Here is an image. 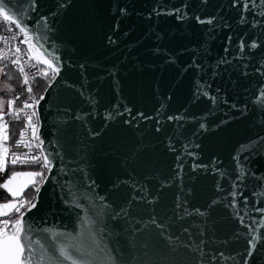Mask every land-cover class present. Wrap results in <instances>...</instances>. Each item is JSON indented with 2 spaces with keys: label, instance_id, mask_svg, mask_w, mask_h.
Here are the masks:
<instances>
[{
  "label": "water",
  "instance_id": "1",
  "mask_svg": "<svg viewBox=\"0 0 264 264\" xmlns=\"http://www.w3.org/2000/svg\"><path fill=\"white\" fill-rule=\"evenodd\" d=\"M36 3L35 11L30 0H11L9 7L24 11L23 23L31 30L34 43L44 44L48 52L60 57L61 72L37 106L39 135L46 152L63 153L66 163L75 156L79 141L87 145L78 158L82 171L75 174L77 193L87 191L86 185L95 181L93 195L106 197L118 209L132 191L121 182L134 177L147 185L151 195L160 192V203L155 206L158 214L173 216L171 210L182 182V199L187 200L188 209L199 208L207 215L203 222L195 216L183 221L173 218L172 231L178 234L196 220L197 227L192 231L204 233L205 260L212 255L219 260L218 254L223 252L243 264L248 226L264 232L259 223L251 224L253 218L259 221L264 215L255 211L264 208V146L259 142L264 138V103L260 102V90L264 88V16L260 15L258 0L251 11L243 13L239 6H232L233 0H208L206 4L202 0H70L62 11L57 7L58 0ZM177 15L184 19H177ZM242 15L244 23L240 22ZM45 16L48 28L41 19ZM197 16L219 19L214 25H201ZM225 23L230 27L225 28ZM213 27L215 31L210 32ZM36 36L41 39L36 41ZM241 41L246 42L243 56L238 51ZM252 42L257 43L256 49L247 47ZM225 57L230 63L218 67ZM258 68L261 71H256ZM198 83L210 85V96H218L219 102L214 105L210 96L194 102ZM90 98H94L91 103ZM125 107L131 109V115L105 120L109 112H123ZM137 113L152 119L138 117ZM76 115L83 116L84 121L72 119ZM168 116L184 119L168 121ZM201 123L207 130L200 128ZM89 129L100 135L91 139ZM237 156L244 167L242 179H237ZM54 164L47 183L41 186L36 208L24 217L25 229L31 224L32 239L42 243L53 241L54 233L77 236L83 230L85 209L72 203L67 187L61 188L69 177L60 173L59 160ZM178 164L182 165L179 178ZM194 165L209 167L193 171ZM220 172L227 176L221 177ZM165 180L172 186L161 190L160 183ZM233 183L237 185L236 203L245 216L244 224L234 215L237 209L226 206L232 200ZM0 189L10 202V194ZM214 199L221 203L209 208ZM80 203L86 205V200ZM109 224H114L116 235L105 240L123 245L120 222ZM44 229L49 231L44 233ZM237 232L241 234L239 239L234 235ZM40 254L36 246V256ZM180 257L189 264L194 259L183 250ZM236 261L226 259L225 264ZM249 261L264 264V243L257 242Z\"/></svg>",
  "mask_w": 264,
  "mask_h": 264
},
{
  "label": "snow or ice",
  "instance_id": "2",
  "mask_svg": "<svg viewBox=\"0 0 264 264\" xmlns=\"http://www.w3.org/2000/svg\"><path fill=\"white\" fill-rule=\"evenodd\" d=\"M203 3H207L208 0H202ZM261 8L260 15L264 16V0H258ZM11 0H0V18L3 21L15 25V28L19 30V33L23 34L24 39L20 41L22 44L27 45V49L24 55L27 56V60L21 64L20 56L21 48L16 47L15 53L16 58L11 60V63L17 67L18 72L23 76V84L29 85V75L25 72V65L29 68H36L37 65H45L46 69H39V73L45 78L49 76V70L51 72V80H55L60 74L61 68L58 66L60 57L55 56L48 52L44 48V44L34 43L33 35H30V29L24 25L25 19L24 11L17 9L13 10L9 7ZM70 3V0H58L57 7L62 11ZM257 4V0H233V7H240L241 12L244 10H252L253 6ZM30 7L32 11L37 8L36 0H30ZM180 9H176L177 13H180ZM58 13H54L56 15ZM123 14V11H122ZM159 14V13H158ZM45 22V28H48V17H41ZM177 19L183 20L184 16L177 15ZM196 21L201 24L214 25V21L218 20V17H211L208 19H202L201 17H195ZM241 23H244V17L241 16ZM259 23V21H256ZM224 27H230L227 23ZM210 32H214L215 28H210ZM16 35H12L11 39L15 40ZM46 38V37H45ZM6 39V38H5ZM36 41L41 39L40 36L35 37ZM232 37H228V42L231 43ZM109 42L114 41L109 38ZM246 42L241 41L238 44L239 56L244 55ZM249 49H256L258 47L256 42L248 44ZM55 50V48H54ZM225 53L229 52V48L224 49ZM51 57V58H49ZM6 54L0 55V59H6ZM238 57H233V59ZM29 61H35V64H29ZM230 60L222 58L218 67L227 65ZM195 66V65H194ZM83 67V66H81ZM2 71V70H0ZM261 71V69H256ZM244 74H247L246 72ZM35 77L33 76V79ZM51 84H49V87ZM210 85L201 86L197 84V90L194 93V102L201 96L209 97L210 93L207 89H210ZM11 91V89H8ZM27 92L32 93L33 89L31 86L27 87ZM261 97L260 102L264 103V88L260 90ZM83 95V92H81ZM19 99V96L16 97ZM32 102L25 100L23 106L18 109L13 108L14 100L7 101L9 111L3 112L4 102L0 100V172L6 170L7 165L10 163L12 166L16 165H39V171H13L9 178L0 184V188L7 191L12 197L10 202L0 203V217H9V219L0 220V264H189L188 261L182 260L180 257L181 250L185 255L191 254L194 259L192 264H225L226 259L236 261L235 256H226L225 253L220 252L219 260L216 255H212L209 260H205V253L203 252V245L205 243L203 237L204 233L202 230L194 233L193 228L197 227V221H191L189 226H184L180 229L179 233L172 231L173 218L177 221H183L190 217L200 218V222H203L207 215L206 211H201L199 208L189 210L187 207V200L182 199L184 193L182 182L179 185L180 191L176 194L174 207L171 210L173 216L160 215L156 210V205L160 203V192L158 191L155 196L150 194L149 188L146 184L137 181L134 177L121 183L126 184L132 191L129 194V198L122 204L118 209L112 206L111 203L107 202L104 196H94L93 191L96 187L95 181H90L86 185L87 191H80L77 193V181L75 179L76 172L82 171L78 167L79 155L85 150L87 145H84L83 141H79L75 151V156L71 157L67 163L65 162V155L59 151L55 154L53 152H46L44 140L41 139L39 132V125L34 120L37 117L35 110L36 105L44 99L41 95L39 99L29 97ZM94 98H90L91 100ZM213 104L219 102V97L216 95L210 96ZM226 103V101H224ZM233 108L236 105H232ZM26 109H33L31 113L26 112ZM246 109V106H245ZM125 113L131 115V109L125 107L124 111L121 112L117 109L116 112H109L105 117L106 121H111L114 116L124 115ZM12 116L14 119H21L23 114L25 119L24 128L19 132V138L15 141V148L26 149L23 153L10 151V147L7 146L9 141V122L4 119L5 115ZM138 117L144 119H152V117H145L143 113H137ZM136 117H133L135 119ZM72 119L77 121H84V117L76 115ZM182 116H168V121L182 120ZM70 122V121H69ZM127 124H131L132 120H125ZM159 123V121H158ZM200 128L207 130L205 123L200 124ZM160 131V128H157ZM30 132V135H29ZM100 135L98 131L89 129V137L94 139ZM261 146H264V138H259ZM67 143V141H65ZM171 145V140H169ZM189 146L185 145L187 149ZM199 147V145H196ZM248 147V146H242ZM34 150H37L34 154ZM170 150L174 148L170 147ZM189 155H193L189 152ZM179 159V157H178ZM237 161V171L240 175L237 179H242L244 174L243 164L240 162L239 157H234ZM59 160L61 167L60 173L67 175L69 180L67 184H61V188L67 187L69 190L67 195L71 198L72 203L76 207L85 209V216L81 218L82 232L77 236H71L67 233H54L53 241L42 243L40 239L33 240L31 233L33 228L31 224L25 229L24 217L26 212H30L36 208L39 202V194L41 186L47 183L49 177L52 174L53 168L55 167L54 161ZM75 163L77 167L69 168L68 164ZM217 162L212 161L215 165ZM208 165H194L193 171L197 168L207 169ZM178 171L176 173L177 178L180 177V171L182 165H177ZM221 177H226V172H220ZM55 179V177H53ZM32 186L36 193V196L32 200L23 198L24 191ZM119 185H117L118 187ZM172 183L170 180L161 181L160 189L171 187ZM81 187H84L83 185ZM233 191L230 193L232 200L226 205L229 208L237 209L234 215L239 219L241 224H244L245 216L240 214V209L237 208L235 191L237 185L233 183ZM217 190H221V186L217 185ZM188 194L191 193V189L187 190ZM242 195V193H241ZM86 200V205H82L80 200ZM221 203L220 200L214 199L208 207L211 208ZM244 203L247 206V197L244 198ZM25 209L26 211H22ZM182 209V211H181ZM245 215H247V207L243 209ZM255 211L264 214V208H256ZM16 215L12 217V213ZM120 222V234L124 238V244L121 245L119 241L113 245L105 237H111L116 235V229L114 224L110 226L109 222ZM259 223L260 228L264 229V215L257 221L252 219L251 224L256 225ZM249 227V231L245 234L248 248L245 250L243 264H250L249 258L254 255V250L257 249V242L264 243V232L258 229ZM49 229H44L43 232L47 233ZM200 239L197 240L196 236ZM237 239L240 238L239 232L234 234ZM54 241H59L57 245ZM36 246H39L41 254L39 257L36 256ZM196 254H199L197 256ZM236 264H240L236 261Z\"/></svg>",
  "mask_w": 264,
  "mask_h": 264
},
{
  "label": "built area",
  "instance_id": "3",
  "mask_svg": "<svg viewBox=\"0 0 264 264\" xmlns=\"http://www.w3.org/2000/svg\"><path fill=\"white\" fill-rule=\"evenodd\" d=\"M14 34L17 37L15 40L11 39L12 35H14ZM23 39H24L23 34L19 33V30L15 28V25H12L8 22H5V21H3L2 18H0V55L6 54V57H7L6 59H0V67H2L3 69H5L6 67H10L12 70H14V72L18 75V77L20 79L21 86L23 89V99L21 100V102L18 105H13L14 109L21 108L23 106V103L25 100H28L31 103L32 100L29 99L30 96L34 97L36 99H39V97L41 95H43V92L46 90V88L49 86V84H51V82L53 81V80H51L50 70H49L48 78H45L43 75H41L39 73V71H38L39 69L47 70L45 67H43L41 65H37L36 68H29L27 65H25V72L28 73V75H29V85L23 84V76L18 72L17 67L11 63V60L16 58L17 54L15 53V48L17 46L20 47L22 50L21 53L19 54L21 64H23L24 61L27 60V56L24 55V52L27 49V45L20 43V41ZM35 63H36L35 61H29V64H35ZM33 76L35 77L34 79H33ZM28 86H31L33 89L31 94H29L26 90ZM42 87H45V89L43 91H39L38 89L42 88ZM37 106L38 105H36V108H35L36 112H37ZM32 110L33 109H26L25 111L28 113H31ZM8 111H9V109H7L6 112H4V113H7ZM11 117L12 116H9L6 114L4 116V119L6 120L7 118H11ZM21 120L23 121V123H22L21 128L18 130L17 137L12 141H10V139H9V141L7 142V146L10 147V151H14V152H18V153H23L26 151V149H24L22 147L21 148H15L14 147L15 141L19 138V132L21 131V129L24 128L25 119H24L23 114H21ZM34 120L38 123L39 128H40L38 113H37V117H35ZM29 135H30V132H29ZM38 135H39V132H38ZM36 152H37V150H34V154H36ZM9 166H11L13 168H25L26 170H23V171H39V170H41L39 165H23L22 166V165L18 164L16 166H12L9 163L7 165V167H9ZM29 191H31V193H30V195H27V193ZM35 196H36V193H35L33 187L28 189L26 191V193L23 194V198L27 199V200H32L33 197H35ZM22 211H26V210L22 209ZM16 215H18V214H16L15 212L12 213L13 218ZM2 219H9V217L0 218V220H2Z\"/></svg>",
  "mask_w": 264,
  "mask_h": 264
},
{
  "label": "trees",
  "instance_id": "4",
  "mask_svg": "<svg viewBox=\"0 0 264 264\" xmlns=\"http://www.w3.org/2000/svg\"><path fill=\"white\" fill-rule=\"evenodd\" d=\"M6 74L4 75V80L8 82L11 86L12 92L11 95H21L23 94V89L21 86L20 79L18 75L10 67L4 69ZM45 87L39 88V91H43ZM23 99V98H22ZM21 101L16 102L15 105H18ZM6 121L9 122V136L10 141L14 140L17 137L18 130L21 128L23 121L21 119L16 120L13 117L7 118ZM26 170L25 168H13L11 166L7 167V171L4 174H0V184L11 174L13 171ZM31 191L27 193L30 195ZM8 196L0 189V203L8 201Z\"/></svg>",
  "mask_w": 264,
  "mask_h": 264
},
{
  "label": "rangeland",
  "instance_id": "5",
  "mask_svg": "<svg viewBox=\"0 0 264 264\" xmlns=\"http://www.w3.org/2000/svg\"><path fill=\"white\" fill-rule=\"evenodd\" d=\"M0 70H2L0 71V100L4 102L3 112H6V110L8 109L7 101L14 100L15 103L19 102L22 100L23 94L14 95V96L11 95L12 92L11 86L8 84V82L4 80V75L6 74V72L2 67H0ZM9 88L11 89V91L8 90ZM17 96H19L18 100L16 99ZM15 103L13 105H15Z\"/></svg>",
  "mask_w": 264,
  "mask_h": 264
}]
</instances>
